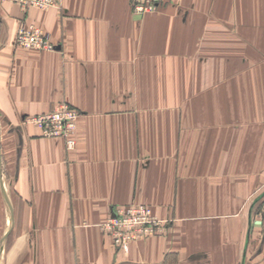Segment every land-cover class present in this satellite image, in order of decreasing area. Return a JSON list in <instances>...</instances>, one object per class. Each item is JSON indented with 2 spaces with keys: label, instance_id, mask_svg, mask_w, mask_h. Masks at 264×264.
I'll use <instances>...</instances> for the list:
<instances>
[{
  "label": "crops",
  "instance_id": "obj_1",
  "mask_svg": "<svg viewBox=\"0 0 264 264\" xmlns=\"http://www.w3.org/2000/svg\"><path fill=\"white\" fill-rule=\"evenodd\" d=\"M238 1L182 0L142 17L129 0L46 10L0 0V264H264L253 200L264 122L247 118L254 107L239 100L237 70L224 68L239 61L231 50L240 32L255 33L264 0H244L247 26ZM22 22L57 50L18 47ZM61 103L82 114L74 149L22 123ZM128 205L167 223L121 251L101 225Z\"/></svg>",
  "mask_w": 264,
  "mask_h": 264
},
{
  "label": "built area",
  "instance_id": "obj_2",
  "mask_svg": "<svg viewBox=\"0 0 264 264\" xmlns=\"http://www.w3.org/2000/svg\"><path fill=\"white\" fill-rule=\"evenodd\" d=\"M23 7L48 8L54 6L56 0H10ZM178 0H130L132 12L138 16H145L160 10L163 6ZM25 48L40 51H55L52 42L34 27H22L17 40ZM81 114L62 105L54 112L45 113L27 120V123L41 129L46 138H64L68 149L76 146L73 137L77 129V122ZM264 217V203L263 212ZM167 221L154 214L153 209L146 205H128L117 207L112 216L102 223V230L112 239L117 250L127 251L131 243L158 235Z\"/></svg>",
  "mask_w": 264,
  "mask_h": 264
},
{
  "label": "rangeland",
  "instance_id": "obj_3",
  "mask_svg": "<svg viewBox=\"0 0 264 264\" xmlns=\"http://www.w3.org/2000/svg\"><path fill=\"white\" fill-rule=\"evenodd\" d=\"M3 1L19 5V4L12 2L10 0H3ZM181 1L182 0H178V1L172 2V3L167 4V5L179 4ZM59 2H60V0H56L55 5L48 7V8L23 7L21 5H19V6L22 9L37 8V9L46 10V9L58 7ZM129 2H130V0H129ZM130 5H131V2H130ZM167 5H165V6H167ZM165 6H163V7H165ZM238 6H239L240 16L243 15V13H246V16L243 15V17H240L239 25L240 26H242V25L247 26L246 22H250L252 19V18H250L251 11H249V13L247 15V10H246L247 3L244 0H239ZM255 8H256L255 9L256 11H254V13H253L254 15H256L254 17V20H255L254 29L256 30L255 33L252 34L249 31V33L246 34V32H247L246 30H243L244 32L242 31L239 33V35H238L239 38L237 40V43L235 44L236 47L234 48V51L231 50V52H233V53L234 52L238 53L239 61H237L236 65L233 64V65H230L229 67H227L225 65L227 63L224 62V68H226V70L228 69L227 72L232 71L233 73H236L235 70H237V74H238L237 83H238V89H239V93H240L239 100L246 102V99H247L248 107L249 108L254 107V111L248 113L247 118H249L250 120L252 119L253 121H256L258 123H262V122H264V28L262 26V14H263L262 10L264 11V4L262 2L256 3ZM23 26L27 27V28L34 27L36 29H40L42 31V33L52 42V44L55 47H57V45L51 40V38L48 36V34L43 31V29H41L40 27H38L34 24H28L26 22H22V24L20 25V28L18 30V33H17L16 45L18 47H22L18 44L17 40H18V36L20 34V31H21V28ZM227 36H228V38L231 37V35H227ZM224 37H226V36L224 35ZM233 37H235L234 38V40H235L237 38V34L233 35ZM235 41H233V42H235ZM228 43L230 44L231 42H228ZM224 47H226V44H224ZM22 48H25V47H22ZM27 49H31V48H27ZM34 50H37V49H34ZM37 51H40V50H37ZM41 52H53V51H41ZM223 52L224 53H230V50L228 51V50L224 49ZM232 63H233V61H232ZM226 70H224V73H226ZM252 92H253L254 97H250ZM62 105H67V106L77 110L81 114V112L78 109L71 106L69 103L59 104L52 112H54L57 108H59ZM243 105H247V104H242L240 106L244 107ZM41 114H45V113H40V114H36V115H32V116H26L22 120V123L24 125H32V124L27 123V120L30 118L36 117L38 115H41ZM81 116H82V114H81ZM33 126H35V125H33ZM7 134H8V129L5 128V125L0 124V172L4 173L5 182H6L5 175L7 173V161H6V149H5V147L7 146V138H6ZM1 135H2V138H1ZM73 137H74V135H73ZM62 139H64V138H62ZM13 196L15 197V195H13ZM255 198L257 200L255 201L256 205L254 208V220H258V221L262 222L261 227H263V229H264V217L262 216L263 203H264V184L256 192V195H255L253 200H255ZM0 206H1L0 212L3 213V214L0 213V219L2 220V224L0 225V238H1V235L3 234V232L6 229L8 219H7V214L5 213V208L3 206V203H1V200H0ZM262 236H264V230H262L261 237ZM261 237H260V239H261ZM250 246H251L250 249H252V251H255V252L261 248L258 239L254 240L250 244Z\"/></svg>",
  "mask_w": 264,
  "mask_h": 264
}]
</instances>
